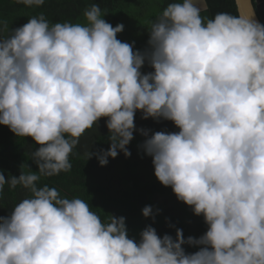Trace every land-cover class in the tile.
<instances>
[{
  "label": "clouds",
  "instance_id": "9594fccd",
  "mask_svg": "<svg viewBox=\"0 0 264 264\" xmlns=\"http://www.w3.org/2000/svg\"><path fill=\"white\" fill-rule=\"evenodd\" d=\"M205 10L172 0L144 51L119 40L124 25L106 22L96 3L84 24L41 14L0 39V125L39 145L38 171L6 179L0 170V200L5 185L31 194L0 216V264H264V24L229 12L206 19ZM146 63L153 71H141ZM137 111L179 129H141L142 148L158 181L203 216L198 238L148 225L137 241L124 216L102 221L83 199L38 185L71 171L69 157L101 118L110 147H88L86 158L105 166L118 152L129 157ZM142 215L154 220L152 206Z\"/></svg>",
  "mask_w": 264,
  "mask_h": 264
},
{
  "label": "trees",
  "instance_id": "16d2710c",
  "mask_svg": "<svg viewBox=\"0 0 264 264\" xmlns=\"http://www.w3.org/2000/svg\"><path fill=\"white\" fill-rule=\"evenodd\" d=\"M207 8L201 13L203 17L214 18L219 12H229L233 15L238 14L234 0H205ZM255 5V0H252ZM172 0H45L41 7H27L16 0H0V22H6L7 28L0 23V39L7 38L16 28L21 27L33 16L44 15L50 23L71 22L86 23L83 16L84 10L92 3L98 4L102 12L105 13L103 19L115 27L118 23L123 25L133 23V26L127 29L124 26L125 35H117L122 42L134 44V50L144 51L148 48L149 28L162 13L163 9ZM147 73L153 69L146 63L141 69ZM103 123L104 131L97 133L93 144L87 142L85 145H91V152L97 153L103 149L107 151L110 147L108 140L109 130L106 127V120ZM136 133L141 135L135 120ZM158 122V121H157ZM161 123V122H160ZM154 124V123H153ZM160 128V126H159ZM177 129V128H176ZM91 129L86 131L80 138V143L73 150L69 157L72 163V169L69 172H61L57 176H42L38 182L39 186L48 185L57 188L62 196L68 198L79 197L86 201L91 210L96 212L107 222L109 214L116 217L124 216L130 238L139 240V233L148 225L154 227L161 237L164 234H170L175 237V230L182 229L185 238L188 236L200 237L207 230L203 216H197L190 223L187 221L186 206H182L183 214L167 211L163 205L155 203L157 196L170 195L173 191L171 187L163 186L154 174V166L151 170L143 172L144 165L140 163V157L144 156L142 138L137 140L139 144L132 146L133 140L129 143V151L132 152L129 157H122L117 161V180L118 186L110 187L107 182L100 178L101 168L98 159L93 155L87 159L84 155L87 149L83 147L85 139H90ZM142 136V135H141ZM92 139V138H91ZM37 145L31 137H17L5 125H0V170L3 171L5 178L10 175L19 177L22 172L38 171L37 165L31 159V152L35 151ZM132 147V149H131ZM83 148V149H82ZM146 155V154H145ZM138 156V158H137ZM110 158V157H109ZM108 158V159H109ZM124 160L122 161V159ZM31 195L28 190L18 186L16 189H10L5 185L4 198L0 200V216H8L15 204L26 196ZM150 205L153 208V218H145L142 215V209ZM186 252H195L196 247L184 245Z\"/></svg>",
  "mask_w": 264,
  "mask_h": 264
},
{
  "label": "rangeland",
  "instance_id": "374dc122",
  "mask_svg": "<svg viewBox=\"0 0 264 264\" xmlns=\"http://www.w3.org/2000/svg\"><path fill=\"white\" fill-rule=\"evenodd\" d=\"M258 9H259L262 17L264 18V0H258ZM126 25H127V29H129L130 27L133 26V23H129ZM126 25H124V26H126ZM124 35H125V31L121 32L120 36L122 37ZM142 116H143V113L141 111H137L135 114V120L137 121V123H139V126L137 125V128H138V130H141V129L147 130L149 137L151 136V134H153L154 132H157V131H165V132H177V131H179V129L174 125V123L172 121L164 120L162 118L159 120H154L153 118L143 119ZM104 119L105 118H101L97 122V124L94 126V128L91 129L92 135L90 136L89 140H88V138L85 139V143H84V145H82L83 147H86L85 145H87L86 144L87 142H90V144H93V141H94L97 133L104 131V128H103V123L105 124ZM159 126H160V128H159ZM141 135H140V133L139 134L136 133V135L133 138V143H131L132 146H134L133 144H135V146H137L139 144V142L137 140L139 137L142 138V142H143L144 137H146V136L143 134H141ZM146 138H148V137H146ZM127 147L129 149V145ZM87 148L88 147H86L84 149H87ZM131 149H132V147H131ZM89 151H91V145H89ZM142 155L140 156V154H139L138 156L140 157V163L142 165H144L142 170H141V173L143 172L142 178H144L145 172L147 170H149L150 167H152L153 163H152V157L145 155V154H144V156H142ZM138 156H137V158H138ZM122 157L125 158L124 153L118 152V155L116 158L110 157L108 159L107 165L101 166V168L98 170V172H100L99 174L101 175L100 178L103 181L107 182L110 187L118 186V180H117L118 172H117L116 165H117V161L120 160ZM124 158L122 159V161L124 160ZM148 166H149V168H148ZM144 168H147V170L144 171L143 170ZM150 170H151V168H150ZM154 201L158 205H163L167 211L177 212L179 215H184L183 209L181 207L186 206V208H185L187 210V214H186L187 217L186 218H187V221L189 223L197 217L196 215H194L191 207H189L188 205L184 204L183 202L177 200V198L173 192L170 195L157 196L154 198Z\"/></svg>",
  "mask_w": 264,
  "mask_h": 264
},
{
  "label": "water",
  "instance_id": "95a60500",
  "mask_svg": "<svg viewBox=\"0 0 264 264\" xmlns=\"http://www.w3.org/2000/svg\"><path fill=\"white\" fill-rule=\"evenodd\" d=\"M237 13L241 16L251 17L258 22L264 24V18L262 17L259 9H258V0H255V5L252 0H234ZM198 6L203 8H207L206 1L203 0L202 3L198 0Z\"/></svg>",
  "mask_w": 264,
  "mask_h": 264
}]
</instances>
